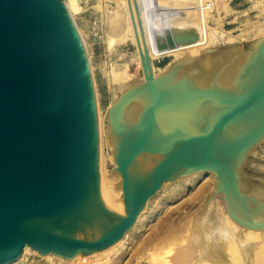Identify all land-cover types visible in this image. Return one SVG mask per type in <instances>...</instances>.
I'll list each match as a JSON object with an SVG mask.
<instances>
[{"label": "water", "instance_id": "95a60500", "mask_svg": "<svg viewBox=\"0 0 264 264\" xmlns=\"http://www.w3.org/2000/svg\"><path fill=\"white\" fill-rule=\"evenodd\" d=\"M144 80L109 110L126 213L101 196L96 90L65 0H0V264L26 246L67 259L129 232L166 182L203 172L240 224L264 229V176L245 168L264 141V36L210 47Z\"/></svg>", "mask_w": 264, "mask_h": 264}, {"label": "rangeland", "instance_id": "374dc122", "mask_svg": "<svg viewBox=\"0 0 264 264\" xmlns=\"http://www.w3.org/2000/svg\"><path fill=\"white\" fill-rule=\"evenodd\" d=\"M65 1L73 2L70 11L86 45L91 64L98 107L100 155L104 156L100 162V171L104 172L105 180L109 183L122 181L121 176L115 172L114 149L109 137V110L127 89L145 78L137 45L130 38L138 25L140 28L144 25L146 33L149 32L150 46L170 47L161 56L152 58L156 75L167 71L176 60L199 57L210 47L242 44L264 36V0H137L134 12H142L143 15V20L140 18L141 22L138 19L137 23L133 20L129 0ZM191 51L198 52L192 55L189 53ZM245 168L264 176V141L249 154ZM183 180H177L179 182L176 184L168 182L153 196L150 204L146 205L148 208L142 218L147 220L153 215L152 221L146 226L136 225L137 230L134 226L136 232L130 236L132 241L127 244L128 250L120 260L115 259L117 264H158L157 260L161 257L159 253L165 250L157 248V251L154 248L158 240L164 246L184 245L186 251L192 254L193 260L198 258L196 251L189 252L192 243L190 239L193 238L195 242L194 236L200 221L198 219L210 207L211 195L208 194L213 184L211 176L204 174L188 185ZM204 186L208 187V194L205 192L199 195ZM181 189L183 191L177 195ZM164 199L165 203L161 204ZM220 200L225 211L226 206ZM211 208L212 215L215 208ZM155 234L159 236L153 249L138 251L141 241ZM187 240L191 243L186 244ZM33 250L30 248L27 255L24 251L26 256L23 259V254L18 260L21 261L20 264H49L47 260L31 257ZM246 251L254 254L259 263L264 264V246L252 244ZM199 259L201 258L194 261L198 262ZM109 260L111 258L107 255L88 259L97 264H108L106 261Z\"/></svg>", "mask_w": 264, "mask_h": 264}, {"label": "bare ground", "instance_id": "6f19581e", "mask_svg": "<svg viewBox=\"0 0 264 264\" xmlns=\"http://www.w3.org/2000/svg\"><path fill=\"white\" fill-rule=\"evenodd\" d=\"M66 4L68 5L69 9L71 10L70 6L73 4V2L68 1V2H66ZM129 4H130L129 7L131 9V13L134 16V18H133L134 22L137 23L138 19L140 20V18H141V20H143L142 12H139V10L137 9L140 14L137 12L135 13L134 12L135 10L133 9L134 4H135V6H137V0H129ZM133 16H131V17H133ZM141 20H140V22H141ZM131 22H133V21H131ZM166 26H168V25H166ZM134 28L135 27H133V31H134ZM173 30H174V27H173ZM130 34H131V31H130ZM158 35H160V34H158ZM129 37H130V35L128 36V38ZM149 37H150L149 32L147 31V33H146V29H145L144 25L142 28H140V26L138 25L137 28H135L133 35L130 37L131 40L135 41V43L137 45L138 54H139V57L141 60V67H143L142 54L141 53L145 52L146 49L149 50L150 57L152 59L154 57L161 56L164 52H166L168 50V48H170L166 45H162V46L156 45V47H154V45L152 44V46H150ZM194 50H196V49H194ZM197 52L198 51H191L189 53L194 55ZM153 67H154V65H153ZM142 71H144V68L142 69ZM124 85L122 84V86H124ZM103 157L104 156L101 154L100 162L103 160ZM100 168H101V166H100ZM100 170H102V169H100ZM203 174L211 176L213 186L210 187L209 194L206 192L208 187L204 186L201 189V191L199 192V195L203 194L205 192L209 196L211 195L210 196L211 200L209 201L210 207L207 210H205L203 212L202 216L199 217L200 219H198L200 221H199V225H198V229H197L198 231L196 232V234L194 236L195 242H194L193 238L190 239V240H192L191 241L192 243L189 242L188 240L186 242V244L188 242L191 243L189 246V252L194 251V253H195V251H196L197 253H195V254H197V257L201 258V259H199L198 262H195L198 258H195L194 254H193L194 258L196 259V260L194 259L195 260L194 261L192 259V254H190L186 251V248L184 245L177 244L175 246L174 245L164 246V245H162L163 243L161 244V242L159 240L156 241V243H155V240H157L156 239L157 236H159L158 234L151 235L148 239L142 240L140 245H139L140 247H139L138 251H145V250H147V248L153 249L154 243L157 245V246L155 245L156 247H154V248H156V250H157V248L158 249L160 248L161 250L165 248V250H163L162 253H159L161 256L160 259H158V257H157L158 264H245L244 259L247 260L248 264H253L255 262L254 260L256 257L254 256V254H248L246 250H247V247L251 246L252 244L254 246H259V247L264 246V229H254V228L246 227V226L238 223L232 217V215L229 213L227 208H225V211L223 210V208L221 206L222 204H221V200H220L221 199L220 194L216 193V177H215V175H212L213 173L212 174H210V173L205 174L203 172H199V173H195V174L187 176L188 178H186V177L180 178V179H176L174 181H169V182H174L171 184H176L180 180L184 179L183 181H187L188 182L187 185H188L192 181L201 177ZM100 177H101V184H100L101 196H102V199L104 200L105 204L115 214H117L119 216L125 215L126 208H125V201H124V197H123L122 181H121V183L120 182L119 183L118 182H116V183L107 182L105 180V175H104L103 171H100ZM177 180H179V181L176 182ZM167 184H168V182H166L163 185V187H165ZM182 191L183 190L181 189L180 192L177 193V195L180 194ZM218 197H220V198H218ZM152 198H150L147 205L150 204V201ZM164 203H165V199L161 202V204H164ZM211 207L215 208V210L212 211V215L210 214V212L212 210ZM146 208H148V207L146 206L144 208V210L142 211V213L138 217L136 224L134 226H136V225L138 226L140 224H142L143 226H146L149 224L150 221H152L151 218L153 217V215H151L147 220L142 219L144 214L146 213ZM137 226H136V230H137ZM134 228L135 227H133L129 232H127L120 241H118L116 244H114L110 248L103 250V251L95 252L92 255L79 254L78 256H76L74 258L67 259L63 256L56 255L54 253L40 254L39 251H38L39 252L38 253L37 250H33V251H31V257L32 256L35 258L39 257L43 260H47L49 264H62V263H67V264H97V262L91 263L90 261H88V259H90L94 256L107 255L108 258L109 257L111 258V261L110 260L106 261L108 264H117L118 262H115V259L120 260L123 257V255L125 254V252L128 250L127 244L131 240L130 236H132L136 232V230ZM163 239H165V237H163ZM30 248H31L30 246H26V248L24 249L26 255H27L28 250ZM248 250H250V249L248 248ZM157 251H159V250H157ZM249 253H250V251H249ZM23 254H24V252H23ZM25 254L23 255V259L26 256ZM198 254H200L199 256H201V257H199ZM116 256H118V257H116ZM20 258L18 260H20ZM112 258H114V260H112ZM191 259H192V263L190 262ZM17 261H14V262L9 263V264H20L21 261H18V262ZM257 261L258 260L256 258V262ZM256 262L254 264H261V263H259V261H258V263H256Z\"/></svg>", "mask_w": 264, "mask_h": 264}]
</instances>
